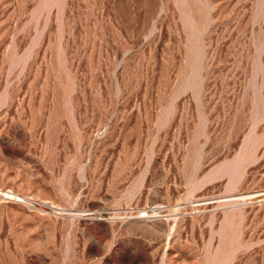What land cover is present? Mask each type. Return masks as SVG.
Segmentation results:
<instances>
[{"label": "rangeland", "instance_id": "obj_1", "mask_svg": "<svg viewBox=\"0 0 264 264\" xmlns=\"http://www.w3.org/2000/svg\"><path fill=\"white\" fill-rule=\"evenodd\" d=\"M0 264H264V0H0Z\"/></svg>", "mask_w": 264, "mask_h": 264}]
</instances>
